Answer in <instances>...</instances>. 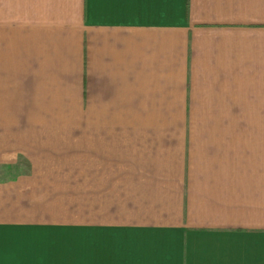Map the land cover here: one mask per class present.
<instances>
[{
  "label": "crops",
  "instance_id": "crops-1",
  "mask_svg": "<svg viewBox=\"0 0 264 264\" xmlns=\"http://www.w3.org/2000/svg\"><path fill=\"white\" fill-rule=\"evenodd\" d=\"M77 226L84 264H264V0H0V264Z\"/></svg>",
  "mask_w": 264,
  "mask_h": 264
},
{
  "label": "rangeland",
  "instance_id": "rangeland-1",
  "mask_svg": "<svg viewBox=\"0 0 264 264\" xmlns=\"http://www.w3.org/2000/svg\"><path fill=\"white\" fill-rule=\"evenodd\" d=\"M77 188L82 189V178L77 177ZM79 183V184H78ZM82 191L76 192L77 197V207L78 210L82 213ZM83 229L82 227H78L75 231V241H74V263L75 264H84V242H83ZM71 257V254H70Z\"/></svg>",
  "mask_w": 264,
  "mask_h": 264
}]
</instances>
